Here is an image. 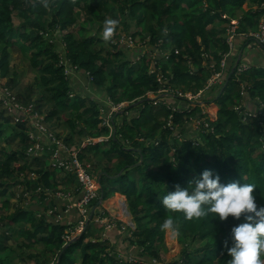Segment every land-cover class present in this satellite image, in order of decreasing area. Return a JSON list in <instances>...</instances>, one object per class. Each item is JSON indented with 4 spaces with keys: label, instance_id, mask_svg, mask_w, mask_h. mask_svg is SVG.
Listing matches in <instances>:
<instances>
[{
    "label": "trees",
    "instance_id": "16d2710c",
    "mask_svg": "<svg viewBox=\"0 0 264 264\" xmlns=\"http://www.w3.org/2000/svg\"><path fill=\"white\" fill-rule=\"evenodd\" d=\"M263 18L264 0H0V79L6 78L0 82V264H164L161 225L169 218L180 232L181 251L167 264H228L231 229L244 222L243 215L188 221L166 210L161 199L211 170L221 184H255L257 206L264 207V66H225L229 37L259 45L250 33ZM105 19L118 22L108 42L101 38ZM122 34L139 37L140 45L120 43ZM146 46L156 50L153 57ZM13 49L34 74L24 88L10 66ZM217 74L221 83L208 85ZM187 92L213 103L216 118L209 120L199 105L189 107ZM150 94L158 98L133 105ZM245 98L248 111L259 105L262 113L244 114ZM35 118L53 140L31 151L38 144L31 136ZM191 120H199L196 131ZM74 155L100 186L89 206L101 193L103 201L122 195L134 230L115 226L108 237L93 239L95 219L108 217L94 212L72 240L83 216L76 209V221L68 224L65 207L55 201L66 199L56 196L59 177L81 197L79 183L59 164ZM17 186L35 206L3 213L10 188ZM12 239L21 240L19 253L9 245ZM126 241L137 250L132 261L120 255Z\"/></svg>",
    "mask_w": 264,
    "mask_h": 264
},
{
    "label": "clouds",
    "instance_id": "9594fccd",
    "mask_svg": "<svg viewBox=\"0 0 264 264\" xmlns=\"http://www.w3.org/2000/svg\"><path fill=\"white\" fill-rule=\"evenodd\" d=\"M117 23L114 19L103 22L101 38L105 42L112 38ZM255 189L256 185L251 183L221 184L218 175L205 170L186 188L176 185L161 200L166 210L182 213L188 221L214 214L223 222L229 217L239 220L243 215L244 222L231 229L233 243L227 252L231 257L228 264H264V207L258 208ZM161 231H171L173 238L180 235L171 218L163 222Z\"/></svg>",
    "mask_w": 264,
    "mask_h": 264
},
{
    "label": "rangeland",
    "instance_id": "374dc122",
    "mask_svg": "<svg viewBox=\"0 0 264 264\" xmlns=\"http://www.w3.org/2000/svg\"><path fill=\"white\" fill-rule=\"evenodd\" d=\"M248 5H249V3L245 2L243 4V9L247 10V8L249 7ZM234 17L235 18H234V20L231 21V23L234 24V26H236L237 25V21H238L237 14H236V16L234 15ZM119 38H120V43H127L130 47H137L138 45H140V40H139L140 38L139 37H136L135 40H131L126 34H122ZM152 49H153V47L146 46V51L145 52L153 57L154 56L153 54L156 53V50L152 51ZM10 66L14 67L16 69L17 73H18V76H17V81L19 83L18 88H24V86H26L28 83L32 82L34 74H33V72L31 70L28 69V66L26 64V59L24 57H22V55L17 50L13 49L11 51ZM5 80H6V78L0 79V82L3 83ZM223 87H224V85H223ZM241 89L242 90L244 89L243 85H241ZM149 97L150 98H155V99L158 98V96H155L153 94H150ZM185 97L190 101L188 103L189 107L194 108V106L199 105L201 107V109H202V114H205V116L209 120L210 119L214 120L216 118V114H217V110L218 109H217V107L215 105H213V103L212 104L210 103V105L209 104L205 105V104L201 103L198 100V97H199L198 94L197 95H192L191 93L187 92ZM260 103H261V100H260ZM258 107H259V105H258ZM258 107H257L256 112H261L262 113V111L258 110ZM239 108L240 107H238V109ZM260 109H261V107H260ZM115 110L117 111V110H119V108H116ZM25 111L28 112V110H25ZM256 112H250L248 110H246V111L244 110V114H246V113L255 114ZM133 113H135V111L134 112L133 111L130 112V115L133 114ZM34 116H35V114H34ZM191 123H192V124H190L191 130L192 131H196L199 128V120L197 122H195L194 120H191ZM168 124L171 125V122L169 121ZM49 125L52 126V127H55L56 126L55 121H53V122L51 121L49 123ZM44 127H45L44 124L38 123L37 127L34 130L35 131H40ZM210 131H212V128L210 129ZM58 132H60L64 136V133H66V130L62 129L61 131H58ZM31 135H32V132H31ZM38 143H40L39 139H38ZM1 144L4 145V142H2ZM13 145H17V142H14ZM37 146L38 145H35L33 148L36 149ZM54 161H56V160L55 159H51L49 162L54 164ZM69 173H70V175L72 174V176L75 177V179L77 180V182L80 185V182H79L78 178L74 175V173L73 172H69ZM58 176H60V175H58ZM63 182L64 181L59 177L58 178V183H59L58 192H57L56 195H59L60 197H63V198H65L64 196H67L69 194H71L73 196L74 193L72 191H69L66 187H63ZM24 189L25 188H23L21 186L10 188V190H9L10 192H9V195H8V199L10 201V205L3 210V213H7V214L11 213L16 208L17 205L30 206V208L35 206V205L30 203V198L25 199L26 194H24V192H23ZM118 195L122 196L120 194H118ZM111 197H109V198H111ZM122 198H123L122 199L123 200V206H125V210H126L124 212V214L119 215V208L117 206L116 207H111L108 202L106 204L101 203L100 206H97L95 208L94 212L95 213L97 212L99 215H102L103 213L107 212L108 214L111 215V216H108V217H105V218L101 219L102 221H106V222H104V224L109 226L110 227V228L108 227L109 229L115 228V226L119 227V228H122V227L126 226V227H129V229L134 230L135 229V224L133 222V218H132L131 214H129V215L127 214V212H129L128 207H127V203H126L125 198L123 196H122ZM0 200H1V198H0ZM91 207L89 209L90 211L92 209ZM46 212L48 214L53 213V209H51V205L50 204H48V206L46 208ZM40 215L41 214H39V215L36 214V217H40ZM98 218H100V217H97V219H95V222H94L95 225L93 226V228H94L93 229V234L91 235V237L93 239L98 238L99 236L107 237L105 231L108 228H101V227L96 228V222L99 221ZM59 219H60L59 216H56V220H59ZM88 220H85V225L87 224ZM2 224H3V221H0V226ZM68 224H70V223H68ZM85 225L83 224V226L81 228L84 229L83 227H85ZM91 225H93V223H91ZM0 231H1V229H0ZM82 231L83 230H77L73 235H77L79 232L81 233ZM80 233L77 236H79ZM75 237L76 236H74V238ZM20 241L21 240L15 241L13 239L11 241H9V245L11 246V248H13V250L16 253H19V251H20V249H18V244L20 243ZM165 243H166V246H167V251H166V254H165L166 261L164 262V264H167V263L171 262L177 255L180 254L181 245H179V243L177 241V238H173V236L171 235V231L165 232ZM121 248L123 249L124 252H121L120 255H122L124 257L125 256L127 257L128 255H130V256H128V261H132L133 260V256L137 255V250L134 247H132V245L129 244L127 241L124 244V246L123 245L121 246ZM73 257L78 262H80L81 261V253H80V251L74 252Z\"/></svg>",
    "mask_w": 264,
    "mask_h": 264
},
{
    "label": "built area",
    "instance_id": "2783aa9c",
    "mask_svg": "<svg viewBox=\"0 0 264 264\" xmlns=\"http://www.w3.org/2000/svg\"><path fill=\"white\" fill-rule=\"evenodd\" d=\"M233 29H234V24L232 25V27L230 29L231 33H234ZM250 36L254 37V39L257 42H259L261 45L264 46V19H262L261 22L259 23L256 32L250 33ZM230 43H231V37H229V44ZM223 62L224 61H222V63ZM245 68L246 67L244 65H242L239 67V70H244ZM215 82L221 83V78H220L219 74L215 75L212 79H210L208 81V85L215 83ZM120 107H122V105H119L117 108H120ZM115 109L116 108H113V111H116ZM26 113L28 114L29 112H26ZM38 123L39 122L35 118V120H34L35 128L37 127ZM37 132L45 134L48 139L53 140L52 136L50 134L46 133L45 128H43L42 130L37 131ZM31 136L36 138L34 136V132L32 133ZM54 142L58 145V147H60V148L63 147L62 144H60L59 142H56V141H54ZM36 145H38L36 147V149L40 150L39 143ZM62 149H64V148H62ZM33 150H35V148L31 149V151H33ZM66 160L67 161H64V162L61 161L60 163L59 162L58 163L60 165H64L65 169H67L69 172L74 173V175L78 178V180L80 182V188L82 191L81 197L78 200H73L70 203V207L77 209V211L83 216L82 219L78 221V224L71 231V236L74 237L80 233L79 232L77 235H73L77 230H83L81 227L83 226V224L85 225V220H88V218H89V211H90L89 210L90 209L89 204L91 203L92 199H94L98 195V190H99L100 186H99L98 182H96V180L82 166V164L79 162L77 156L74 155L69 160L68 159H66ZM56 196L60 197L59 195H56ZM64 197L70 198V197H72V195L69 194V195L64 196ZM101 219L102 218H98L99 221H97V222H101L102 221ZM83 228H85V227H83Z\"/></svg>",
    "mask_w": 264,
    "mask_h": 264
},
{
    "label": "crops",
    "instance_id": "0c3cea01",
    "mask_svg": "<svg viewBox=\"0 0 264 264\" xmlns=\"http://www.w3.org/2000/svg\"><path fill=\"white\" fill-rule=\"evenodd\" d=\"M264 19V18H263ZM231 47L230 52L225 56V66L230 65L232 62L234 65L237 63V61H241V65H244L245 67L248 66H264V47L261 44L254 45L253 43H250L248 40H245L244 37L238 36V35H231ZM261 45V46H260ZM239 65V66H241ZM75 77V76H74ZM76 79L81 82L79 79V76H76ZM222 80V79H221ZM244 105L247 110H250V105L247 102L246 98L244 99ZM30 117V116H29ZM34 123V120H33ZM34 136L39 139L41 143H45L47 137L43 135L42 133H38L37 131H34ZM63 153V151H62ZM65 154V152L63 153ZM76 198H80L79 196L73 195L69 199L66 198L65 200H56L55 203L57 207L60 209L61 207L64 208V212L62 214V218L66 220V222H75L77 219L76 209L73 207H70V203L73 200H77ZM112 198V199H111ZM111 198H108L105 201H102V203L106 204L107 202L111 207H118L119 208V215L124 214L125 206H123V198L119 196L118 194H115V196H112ZM120 201V202H119ZM75 211V212H74ZM107 213V212H106ZM108 216H111L107 213ZM126 218V217H125ZM103 219V218H102ZM112 219V218H111ZM104 222H96V223H102L104 225V228H108L109 226L105 225ZM110 228V227H109ZM106 232V236L108 237V230Z\"/></svg>",
    "mask_w": 264,
    "mask_h": 264
},
{
    "label": "water",
    "instance_id": "95a60500",
    "mask_svg": "<svg viewBox=\"0 0 264 264\" xmlns=\"http://www.w3.org/2000/svg\"><path fill=\"white\" fill-rule=\"evenodd\" d=\"M238 62L239 61H237V63L236 64H238ZM234 71V69H232L231 70V72L228 74V76H227V78H226V80H225V83H224V86L226 85V83H227V81H228V79H229V77H230V75H231V73ZM223 88L224 87H222L221 88V92L223 91ZM150 99H152V98H150L149 96L148 97H146V98H143V99H140V100H138L137 102H135L133 105L134 106H137L138 104H140V103H142V102H144L145 100L146 101H148V100H150ZM113 135H114V132H113ZM138 152H140V150H137ZM141 161H139V163H140ZM138 163V164H139ZM112 179H114L115 178V176H113V177H111ZM102 201H103V196H102V193H101V195L99 196V198H98V201H97V203L94 205V206H92L91 208V211H90V215H89V220L92 218V216H93V214H94V211H95V208L97 207V206H100L101 205V203H102ZM127 214L129 215L130 214V212H127ZM76 237H78V236H76ZM76 237L75 238H72V240L74 241L75 239H76Z\"/></svg>",
    "mask_w": 264,
    "mask_h": 264
},
{
    "label": "bare ground",
    "instance_id": "6f19581e",
    "mask_svg": "<svg viewBox=\"0 0 264 264\" xmlns=\"http://www.w3.org/2000/svg\"><path fill=\"white\" fill-rule=\"evenodd\" d=\"M120 202V201H119Z\"/></svg>",
    "mask_w": 264,
    "mask_h": 264
}]
</instances>
